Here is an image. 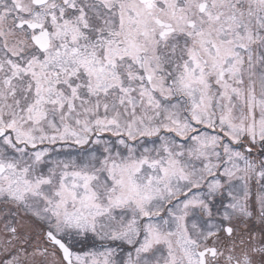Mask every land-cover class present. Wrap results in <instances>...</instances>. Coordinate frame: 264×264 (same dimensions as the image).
<instances>
[{"label":"snow or ice","instance_id":"obj_1","mask_svg":"<svg viewBox=\"0 0 264 264\" xmlns=\"http://www.w3.org/2000/svg\"><path fill=\"white\" fill-rule=\"evenodd\" d=\"M0 264H264V0H0Z\"/></svg>","mask_w":264,"mask_h":264}]
</instances>
